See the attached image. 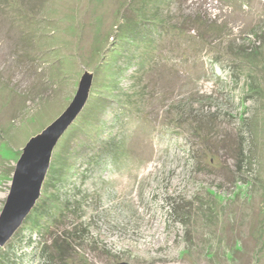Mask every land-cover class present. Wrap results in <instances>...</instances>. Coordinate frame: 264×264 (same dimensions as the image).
<instances>
[{
    "label": "rangeland",
    "instance_id": "1",
    "mask_svg": "<svg viewBox=\"0 0 264 264\" xmlns=\"http://www.w3.org/2000/svg\"><path fill=\"white\" fill-rule=\"evenodd\" d=\"M135 2L157 16L145 23L156 37L121 33ZM129 47L143 72L108 74ZM85 71L91 98L0 258L264 264V0H0V214L25 145L70 105ZM99 125L117 162L94 171Z\"/></svg>",
    "mask_w": 264,
    "mask_h": 264
},
{
    "label": "water",
    "instance_id": "2",
    "mask_svg": "<svg viewBox=\"0 0 264 264\" xmlns=\"http://www.w3.org/2000/svg\"><path fill=\"white\" fill-rule=\"evenodd\" d=\"M70 105L58 119L32 138L17 162L12 186L0 214V246H5L22 226L41 198L52 155L65 132L73 125L90 99L94 73L85 71ZM120 264H129L127 262Z\"/></svg>",
    "mask_w": 264,
    "mask_h": 264
},
{
    "label": "trees",
    "instance_id": "3",
    "mask_svg": "<svg viewBox=\"0 0 264 264\" xmlns=\"http://www.w3.org/2000/svg\"><path fill=\"white\" fill-rule=\"evenodd\" d=\"M137 2V1H136ZM134 3L132 6H130V11L132 12L131 15L132 16H124V20L120 26V28L122 29V32H124V30H126V28H134V31L133 32H136L137 35L138 34H144V32L147 33L148 35V38L150 39V37H156L154 34L156 33L157 29H155L154 27H151V26H147L145 23H158V18L157 16H155L154 13H151L149 12L150 8L148 6H146V4H140V3ZM135 18H140L141 19V22H138V21H134ZM160 30V29H159ZM130 39V38H128ZM132 40H130L131 42ZM130 49H128L127 51V54L126 55H122V60L119 59V52L116 50L115 51V54H117V56L114 58L115 63H112L111 65H109V67H107L105 69V71L108 73V74H117L118 75H122V73L125 71L127 72V70L129 68H137L139 72L136 73V75L134 76V79H136V76L139 74V73H142L143 72V68H146V65L143 63V59H141V54H139V56L136 58L135 56V49H133L132 47H129ZM151 52V51H150ZM135 58H134V57ZM134 58V59H133ZM112 62V61H111ZM110 61H108L107 63L110 64L111 63ZM160 62L159 60L156 61L155 65H157V63ZM154 65V66H155ZM140 66V67H139ZM139 67V68H138ZM152 65L150 67H147V69H151ZM141 70V71H140ZM120 77L118 76V79ZM110 87V88H109ZM93 89V88H92ZM102 89H106V91L108 89H111L110 92H107L105 95H103L106 99H109V100H112V101H117L118 100H115V98H110V95L111 93L112 94H115L118 92H121V91H118L117 88H111V85H104L102 87ZM92 93V92H91ZM92 95V94H91ZM118 95V94H117ZM116 95V96H117ZM119 96V95H118ZM122 104V103H121ZM129 108H127V110H129ZM118 108L115 109L114 107V112L112 113V115L114 114V117L117 115H120V113L118 112ZM102 118V117H100ZM100 120V119H99ZM102 120H104L102 118ZM115 125L111 123V121H107L106 120V125L104 124V122H101L100 123L104 126H112L114 128V126H116V124H118V122H120V118L118 119V122L117 120L115 121ZM85 123V122H84ZM112 124V125H111ZM74 128V127H73ZM106 128V127H105ZM99 130V133H98V137L101 136L99 142H100V147L98 149H95L94 152H91L90 153V158L88 160H92L90 162H88V165H92L94 167V171H98L99 170V166H103V165H107L108 163H110L113 159L115 160V163L117 162V159L115 158V154H117L116 152V147L118 146V143H115V141H111V139H109L107 137H105V133L108 132H104L102 131L103 127L102 126H98L97 128ZM103 133V134H102ZM100 134V136H99ZM102 134V135H101ZM243 147V146H242ZM243 149V148H242ZM72 151V150H71ZM244 149L242 150V153H241V156H240V159L237 160V163H238V168H240L242 166V164L245 162L244 161ZM71 196V195H70ZM70 200L67 199L66 202H64V209H66V205H70L68 204ZM57 243L59 242L58 240H56ZM65 241L64 242H61L60 243V246L64 245ZM8 256V255H7ZM3 260L4 263H2L0 261V264H10V263H7L6 260H4L3 258H0Z\"/></svg>",
    "mask_w": 264,
    "mask_h": 264
},
{
    "label": "clouds",
    "instance_id": "4",
    "mask_svg": "<svg viewBox=\"0 0 264 264\" xmlns=\"http://www.w3.org/2000/svg\"><path fill=\"white\" fill-rule=\"evenodd\" d=\"M94 77H95V76H94ZM93 86H94V85H93ZM91 92H92V90H91ZM90 95H91V93H90ZM90 98H91V97H90ZM89 100H90V99H89ZM48 174H49V173H48ZM33 210H34V209H33ZM33 210H32V211H33ZM24 222H25V221H24ZM24 222H23V223H24ZM22 225H23V224H22Z\"/></svg>",
    "mask_w": 264,
    "mask_h": 264
}]
</instances>
